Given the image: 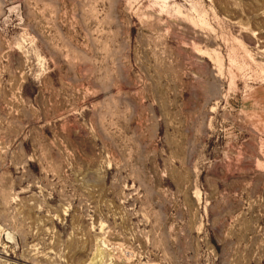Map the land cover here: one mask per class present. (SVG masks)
Masks as SVG:
<instances>
[{
	"label": "rangeland",
	"instance_id": "374dc122",
	"mask_svg": "<svg viewBox=\"0 0 264 264\" xmlns=\"http://www.w3.org/2000/svg\"><path fill=\"white\" fill-rule=\"evenodd\" d=\"M0 264H264V0H0Z\"/></svg>",
	"mask_w": 264,
	"mask_h": 264
}]
</instances>
